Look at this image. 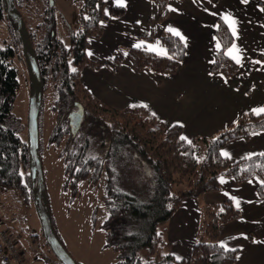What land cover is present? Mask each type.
<instances>
[{
	"label": "trees",
	"instance_id": "obj_1",
	"mask_svg": "<svg viewBox=\"0 0 264 264\" xmlns=\"http://www.w3.org/2000/svg\"><path fill=\"white\" fill-rule=\"evenodd\" d=\"M14 1L22 14L24 4L29 1ZM76 1L82 4L80 28L72 32L69 47L57 38L51 9L45 11L48 15L43 22L47 31L45 41L35 47L34 38L29 33L42 74L44 94L48 76L52 74L58 81L53 106L57 113V126L51 143L60 146L64 142L60 156L65 162V189L77 197L81 182L87 181L93 188L103 185L102 203L108 214L103 226L106 247L119 253L117 264H185L166 251L169 244L163 242L160 232L184 200L219 191L222 177L233 178L238 183L257 178L262 182L258 194L264 197V155L231 161L222 153L228 143L238 139L248 140L253 134L263 132L264 113L246 114L215 137L187 140L182 139L181 126L167 127L144 107L119 110L107 106L93 96L81 81L85 66L96 70L100 68L89 59L87 50L90 40L103 36L101 24L108 18L104 12L106 3L105 0ZM153 1L160 7V21L164 20L169 0ZM44 2L46 4L49 0ZM124 15L123 8L115 7L112 11L113 17ZM5 16L11 21L4 0H0V21ZM10 26L20 38L12 21ZM216 36L221 50L211 71L231 79L240 70L227 55L234 37L222 20L218 22ZM144 40L151 42L153 37ZM159 43L167 52L166 57L145 48L128 50L137 72L150 71L156 75L177 73L186 58L185 44L179 37L167 32L161 35ZM17 55L12 45L0 46V191H17L27 202L31 196L35 199V193L28 142L19 136L17 126L20 122L13 115L20 87L18 71L13 66ZM121 60V57L116 59L117 62ZM79 107L83 108L84 120L75 134L73 117ZM200 144L204 145V150ZM139 176H145V181ZM1 210L6 215L1 219L4 227L0 228V232L8 233L17 244L21 234L15 228L20 224V217L4 206ZM205 212L203 235L206 241L202 240L194 246L193 264H235L238 252L225 249L219 239L220 226L238 219L239 211L231 201H227L208 206ZM14 220L17 222L12 224ZM17 246L23 253V262L29 264L23 249L19 244ZM37 251L38 255L48 257L47 253L54 256L45 238L44 247ZM144 252L146 257L142 255ZM58 261L55 262L61 264Z\"/></svg>",
	"mask_w": 264,
	"mask_h": 264
},
{
	"label": "crops",
	"instance_id": "obj_2",
	"mask_svg": "<svg viewBox=\"0 0 264 264\" xmlns=\"http://www.w3.org/2000/svg\"><path fill=\"white\" fill-rule=\"evenodd\" d=\"M105 3L108 18L101 24L103 36L90 40L87 50L89 59L100 68L85 66L81 72L82 84L104 104L119 110L144 107L167 127L181 126L187 140L215 137L246 114H263L254 110L264 108V0H169L162 21L160 7L153 0ZM115 7L123 8L125 15L113 17ZM220 20L234 37L228 57L235 63L232 56L240 58L236 63L240 71L231 79L211 71L221 50L216 36ZM164 32L179 37L186 46V58L177 73L137 72L128 50L145 48L166 57L159 43ZM146 37L153 41L146 42ZM117 57L122 60L117 62ZM222 153L231 161L263 154L264 131L228 143ZM219 182V191L184 200L165 224L161 234L169 244L166 251L178 261L193 264L194 246L206 241V207L231 201L240 216L220 226V244L238 252L235 264H264V197L258 194L262 182L254 178L238 183L229 177ZM1 208L2 204L0 228L4 227ZM16 230L24 238L21 228ZM39 249L30 243L23 249L29 264H42L37 257Z\"/></svg>",
	"mask_w": 264,
	"mask_h": 264
},
{
	"label": "rangeland",
	"instance_id": "obj_3",
	"mask_svg": "<svg viewBox=\"0 0 264 264\" xmlns=\"http://www.w3.org/2000/svg\"><path fill=\"white\" fill-rule=\"evenodd\" d=\"M28 1L21 11L29 33L34 38L35 47L42 44L47 36L43 22L45 16L48 17L45 11L50 9L55 17L57 38L64 46L69 47L72 32L80 28L81 2L49 0L45 4L44 0ZM10 22L6 16L0 21V46L12 45L18 54L13 60V66L18 71L20 87L14 103L13 115L20 122L17 126L19 136L28 142V116L32 91L30 63L25 54L26 46L11 29ZM57 84L58 81L52 74L48 76L47 91L44 94L40 115L39 154L43 164L47 201L53 227L68 253L78 264H117L120 260L119 253L111 247H106V232L103 226L108 219V214L102 203L103 185L100 184L93 188L89 187L87 181L81 182L77 197L65 189V162L60 156L64 142L60 146L51 143L52 134L57 126V113L53 109ZM200 145L204 150V145ZM201 155H204L203 152ZM144 177L139 176V179L145 181ZM0 204L20 217V224L16 229L20 227L24 234V238L17 239V244L21 249L25 250L28 243L33 244L34 248L39 246L42 249L44 236L35 199L33 200L31 196L26 202L17 191H0ZM164 226L160 228L163 234L165 233ZM46 255L58 261L52 254L46 253ZM142 255L147 256L145 252Z\"/></svg>",
	"mask_w": 264,
	"mask_h": 264
},
{
	"label": "water",
	"instance_id": "obj_4",
	"mask_svg": "<svg viewBox=\"0 0 264 264\" xmlns=\"http://www.w3.org/2000/svg\"><path fill=\"white\" fill-rule=\"evenodd\" d=\"M6 11L17 29L21 41L26 46V57L30 63V72L32 77V91L29 105L28 116V146L30 154V170L32 188L35 193V205L41 220L42 232L45 241L49 245L54 256L61 264H78L68 253L60 239L58 238L52 223L47 201L46 186L44 179V170L40 151V113L44 98V85L39 63L36 57L34 46L32 44L27 25L24 18L17 8L14 0H4ZM84 120L83 108L79 107L73 117V132L78 133Z\"/></svg>",
	"mask_w": 264,
	"mask_h": 264
},
{
	"label": "built area",
	"instance_id": "obj_5",
	"mask_svg": "<svg viewBox=\"0 0 264 264\" xmlns=\"http://www.w3.org/2000/svg\"><path fill=\"white\" fill-rule=\"evenodd\" d=\"M17 221H12V224H15ZM23 253L10 238L8 233L0 232V263L1 264H25L22 260ZM38 259L42 264H58L54 260L43 256L38 255Z\"/></svg>",
	"mask_w": 264,
	"mask_h": 264
},
{
	"label": "snow or ice",
	"instance_id": "obj_6",
	"mask_svg": "<svg viewBox=\"0 0 264 264\" xmlns=\"http://www.w3.org/2000/svg\"><path fill=\"white\" fill-rule=\"evenodd\" d=\"M119 3L123 4V0H118ZM243 3H247L248 0H242ZM225 19H229L228 17H225ZM231 23L234 25L236 22L234 20L231 21ZM169 31H174L173 29H169ZM234 31V30H233ZM176 35H179L178 32L175 33ZM235 34V31H234ZM140 45H137V47H139ZM217 47H219V44H217ZM233 48H235V46H233ZM229 55H232V50H229ZM232 58L236 61V63H240V58L239 56L233 55ZM257 113H264V108H260V109H256L254 110ZM182 139H185L184 137H182ZM264 155V154H261Z\"/></svg>",
	"mask_w": 264,
	"mask_h": 264
}]
</instances>
